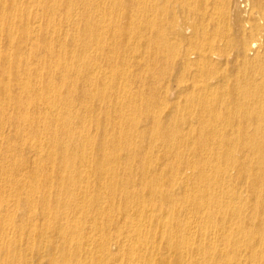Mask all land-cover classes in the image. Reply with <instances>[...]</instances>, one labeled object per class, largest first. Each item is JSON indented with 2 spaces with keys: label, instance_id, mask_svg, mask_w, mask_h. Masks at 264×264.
Returning a JSON list of instances; mask_svg holds the SVG:
<instances>
[{
  "label": "bare ground",
  "instance_id": "obj_1",
  "mask_svg": "<svg viewBox=\"0 0 264 264\" xmlns=\"http://www.w3.org/2000/svg\"><path fill=\"white\" fill-rule=\"evenodd\" d=\"M203 2L0 0V264H264V0Z\"/></svg>",
  "mask_w": 264,
  "mask_h": 264
},
{
  "label": "rangeland",
  "instance_id": "obj_2",
  "mask_svg": "<svg viewBox=\"0 0 264 264\" xmlns=\"http://www.w3.org/2000/svg\"><path fill=\"white\" fill-rule=\"evenodd\" d=\"M205 2H203V4L206 6L208 12H209V17L213 18V23L211 24V26L215 25L214 27H216L215 29L219 31V33L224 34V33H230L233 35V33L236 32L235 30V26H234V16L231 15L229 9L226 6V3L224 2V0H204ZM239 2L242 3V0H239ZM202 2H200V6H202L201 4ZM165 1H163V5H165ZM208 6V7H207ZM175 7V6H174ZM38 6L36 3H31L27 6V9H31L34 11V13L39 16V14L41 15V10L39 12L38 10ZM174 10L172 11V13L175 11L176 8H173ZM243 13V10L242 12ZM255 15H258L257 13H255ZM223 18V19H222ZM246 18V17H244ZM225 47V46H224ZM226 48V47H225ZM227 51L229 52L230 50L228 48H226ZM260 79V78H259ZM253 82L254 83V87L256 85V83H259V80ZM217 101V102H216ZM220 101V100H219ZM218 99H215L216 103H219ZM199 106H197L195 108V112H199L200 108H198ZM211 113V112H210ZM214 114V113H211ZM195 115V114H194ZM196 118V116H195ZM196 121H194L195 123ZM193 123V124H194ZM234 131V132H232ZM255 130L253 129H246L244 132L249 134V133H254ZM243 133L242 130L240 129H232L229 130V128H224V127H216L214 129H206L205 131L201 130L198 132L199 135H205L207 134L209 137H213V139H211L210 144H212L213 146L211 148L208 149L207 153L211 154V152H221V148H219V145H221V143H223V140L226 136L228 135H237L239 133ZM251 140H248L247 142H250ZM235 142H239V141H235ZM252 145L259 143L258 141L253 140L252 142H250ZM209 156V155H208ZM212 156V155H210ZM209 156V157H210ZM211 163L210 165L207 167V180L209 181V183H211V185L209 186V190H207L209 192V194H207V196H205V198L207 197V199L205 200V206H207V209L205 211H201L198 215H200V217L204 218V222L202 223H196L194 222L193 225H191V231L192 234L191 236L196 240L197 238H200V236L205 232V234H213L214 232L216 233L217 237H213V241L215 239H218V241H214L213 243H215L214 245L216 247L219 248L218 242L221 240V231H220V226H221V204H220V200H221V196H222V184L221 182H219L220 179V174L218 173V171L216 169H214V166L218 165V164H222L224 162H222L221 160L211 157ZM192 186H194L195 183V178L192 177ZM194 219H197L199 216H197V214L193 215ZM217 216V217H215ZM215 217V218H214ZM197 225V227L195 226ZM194 226V229H193ZM160 231L159 228H155V230ZM205 230V231H204ZM196 231V232H195ZM201 233V234H200ZM161 233H159L160 235ZM198 240V239H197ZM162 249H164L165 247L162 245ZM217 248V249H218ZM164 252H166L164 250Z\"/></svg>",
  "mask_w": 264,
  "mask_h": 264
}]
</instances>
